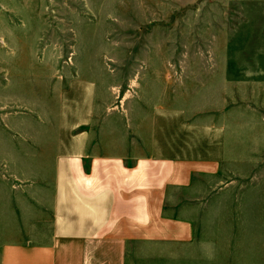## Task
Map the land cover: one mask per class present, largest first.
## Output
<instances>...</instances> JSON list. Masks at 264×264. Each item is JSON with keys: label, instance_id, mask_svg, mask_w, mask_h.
Instances as JSON below:
<instances>
[{"label": "rangeland", "instance_id": "obj_1", "mask_svg": "<svg viewBox=\"0 0 264 264\" xmlns=\"http://www.w3.org/2000/svg\"><path fill=\"white\" fill-rule=\"evenodd\" d=\"M80 132L217 147L171 189L192 240L156 264H264V0H0V264L50 235Z\"/></svg>", "mask_w": 264, "mask_h": 264}, {"label": "crops", "instance_id": "obj_2", "mask_svg": "<svg viewBox=\"0 0 264 264\" xmlns=\"http://www.w3.org/2000/svg\"><path fill=\"white\" fill-rule=\"evenodd\" d=\"M180 139L156 134L146 152L143 141L114 151L80 132L54 169L50 235L11 240L8 264H156L191 243L190 222L166 213L170 191L188 186L192 160L220 157Z\"/></svg>", "mask_w": 264, "mask_h": 264}]
</instances>
